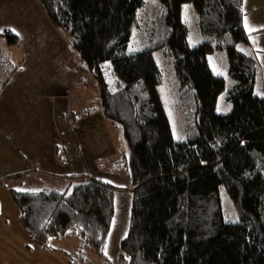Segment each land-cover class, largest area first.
I'll return each mask as SVG.
<instances>
[{
  "label": "trees",
  "instance_id": "1",
  "mask_svg": "<svg viewBox=\"0 0 264 264\" xmlns=\"http://www.w3.org/2000/svg\"><path fill=\"white\" fill-rule=\"evenodd\" d=\"M36 1L98 84L101 112L121 129L128 146L123 159L132 203L118 263L264 264V97L254 90L255 60L238 49L248 42L243 0H157L163 15H155L150 46L135 52L128 45L144 0ZM184 4L208 38L194 47L182 21ZM159 19L162 37L156 34ZM0 37L7 45L19 43L9 29ZM161 46L178 84L193 97L196 134L187 141L173 139L157 92L162 74L153 50ZM216 50L225 51L227 75L234 81L229 88L208 63ZM106 64L122 82L116 91L106 86ZM222 93L231 106L228 114L216 111ZM222 192L234 221L225 216ZM10 193L20 226L37 247L48 249L51 238L71 237L105 255L114 215L109 186L88 179L68 194L48 188Z\"/></svg>",
  "mask_w": 264,
  "mask_h": 264
},
{
  "label": "crops",
  "instance_id": "2",
  "mask_svg": "<svg viewBox=\"0 0 264 264\" xmlns=\"http://www.w3.org/2000/svg\"><path fill=\"white\" fill-rule=\"evenodd\" d=\"M25 1L32 6L31 10L23 7L26 5ZM242 10L243 27L248 36V42L243 45L242 51L256 62L257 78L254 90L256 94L264 97V0H243ZM8 28L25 49L31 50L26 55V59H29L26 63L27 69L28 61L32 60L35 68L37 59H41L40 51L33 49L34 42L41 44L50 31H57L36 0H0V30ZM6 45L0 37V49L3 50ZM27 75L28 78L24 77L22 80L20 74H15L14 84L0 91V188L2 182L3 186L8 183L5 179L17 177L20 180L6 189L8 193L4 195V199L0 197V264H30V261L28 263L22 259L21 253L33 252L37 248L35 244H26L21 240L20 214L10 199V190L30 193L48 188L68 194L75 185L66 183L65 178L80 176L86 177L83 180H98L109 186L114 193V215L106 248L114 239H119V231L122 235L125 233L127 226H119L127 220V215L128 221L130 219L132 187L128 171L113 175L99 170L96 163L100 157L116 156L118 151L114 140H121V129L104 118L99 96L97 107H84L75 112L70 107L72 102L77 105L81 103L77 96L72 98L80 85L94 84L91 74H83L80 79L83 81L76 82H73L74 79L65 78L56 81L58 76L53 74L50 80L54 82L41 85H38L36 78ZM23 82L27 85L25 98L22 97L19 87ZM59 105L62 107L60 123L55 121L56 109L60 110ZM60 128L64 131L61 136ZM58 136L65 147L74 145L79 148L80 155L77 160H90L87 164L89 176H86L85 168L79 172L80 176H76L72 174L76 165L56 160V155L62 150L55 141ZM121 151L123 152L122 147ZM118 162L120 161L115 160V164ZM21 167L23 172L19 171ZM22 177L31 179L24 183L20 179ZM63 180L65 183L60 182ZM81 180H77V183ZM7 201L8 209H5L4 203Z\"/></svg>",
  "mask_w": 264,
  "mask_h": 264
},
{
  "label": "rangeland",
  "instance_id": "3",
  "mask_svg": "<svg viewBox=\"0 0 264 264\" xmlns=\"http://www.w3.org/2000/svg\"><path fill=\"white\" fill-rule=\"evenodd\" d=\"M25 4V6L23 5L25 10L32 9V6L27 1H25ZM38 5L42 8L39 3ZM159 8L160 4L157 0H144V5L136 11V27L133 29V32L130 35V41L128 45L129 52L146 49L150 46L149 42L151 27ZM42 11L44 12L43 8ZM161 11L162 10L160 9L158 13L163 15V11ZM182 11V21L187 26V38L189 44L194 47L207 41L208 38L202 36L198 31L197 15L191 9L190 5L184 4L182 6ZM42 25H44V23H42ZM155 28L156 34H159V36L162 37L163 27L161 19L158 20V24ZM10 29L13 28L10 27ZM0 31L2 32L3 30L1 29ZM1 39L5 41L3 37ZM35 48L36 51H40L39 54L41 59H37L35 68H33L32 60L28 61V69L26 63L29 59H26V55L27 51L31 50L25 49L21 41L17 44L6 45L3 50L0 49V91L6 88V86H10L12 83L14 84L15 74H20L22 80H24V77L28 78L27 74H29L31 78H36L38 85L54 82L50 80V76L53 74L58 76L56 81H60L59 78H62V80L65 78L69 80L74 79L73 82L82 79L83 74H90L82 66L79 57L73 50L71 42L59 31H50L46 39L41 41V44L34 42L33 49ZM243 48L244 46L242 44L238 45V49L242 50ZM153 57L155 58L156 64L162 74V83L157 87V92L168 115L172 130V137L176 141L190 140L191 137L194 136V132L196 134V123L193 119V116L191 115V112L194 110L193 97L189 94L188 88L181 87L175 79L171 58L167 52L166 46H161L158 49L153 50ZM208 63L216 76L225 77L227 88L234 84V81L227 75L228 64L225 51L216 50L214 53L210 54L208 56ZM103 74L105 76V83L109 91H116L122 86L121 80L112 74L111 66L109 64H106L103 67ZM19 87L21 88L22 97L25 98L27 89L26 82L21 83ZM99 93L100 88L96 82L90 86L80 85V88H77L74 91L75 95L72 98L77 96L76 98H78L81 103L77 105L72 102L70 107L74 109L73 112L84 107H97L99 106ZM226 97V93H222L218 98L216 111L220 114H228L231 110L230 103ZM59 107L60 110L56 109L55 114V121L58 123H60L62 113V107L60 105ZM81 111L82 110H80V112ZM187 117L189 118L187 119ZM187 126L190 127L184 130V127L186 128ZM59 131L61 136L64 131L61 128ZM60 136H58V138L55 140L59 145V148L62 149L56 155V160L61 161L62 163L69 162V164H73L74 166L76 165L75 170L72 173L76 174V176L84 168L86 171V176H89L90 172L88 170L87 164L90 163V160H87L86 158L85 161L77 160L76 158L78 155H80L79 148L75 147L74 145L65 147L61 143ZM114 142L118 151L116 156H103L98 158L96 163L99 166V170H105L106 172H110L113 175H119V173L123 174L125 171L129 172L128 162L127 160L125 161L123 159V157H128V146L126 145L123 136L121 140L115 139ZM121 147L124 153L121 151ZM115 160H119L120 162L115 164ZM37 167L39 168V165ZM19 171L23 172L24 169L21 167ZM74 178L75 177H66L65 182L72 183L76 186L77 180H83L86 177L80 176L79 178ZM9 179L10 178L5 179L6 181L8 180V183H5L3 186L2 182V186L0 188V197L3 199L4 195L8 193L6 189L10 188L12 184H16L18 181H20L17 180V177H11V179ZM20 179L24 183H28L27 181H29L31 178L22 177ZM60 182L65 183L64 180ZM72 190L73 189H71V191ZM71 191L69 190V192ZM221 202L226 218L229 221H234L235 218L233 208L230 205L229 198L224 192L221 193ZM4 207L5 209H8V201L4 203ZM128 218L129 217L127 215V220H125L119 226H127V230L123 235L120 231L118 232V235L120 236L119 239H114V241H112V243L107 246V248L105 247V255L103 257H100L93 252L91 253L88 249L84 248L85 245L83 246L82 244L75 242L74 238L71 237L51 238L48 242V249L37 247L35 250H33V252L27 253L24 251L22 252L21 250V257L22 259L27 260L28 263L30 261V264H70L71 261H75V264H119L118 246L125 238L127 234L126 232H128ZM15 237H17V235H15ZM21 240L26 244L31 242L34 245L32 240L24 233L22 228Z\"/></svg>",
  "mask_w": 264,
  "mask_h": 264
}]
</instances>
